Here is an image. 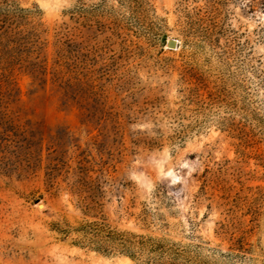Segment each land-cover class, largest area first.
Returning <instances> with one entry per match:
<instances>
[{
	"label": "rangeland",
	"instance_id": "1",
	"mask_svg": "<svg viewBox=\"0 0 264 264\" xmlns=\"http://www.w3.org/2000/svg\"><path fill=\"white\" fill-rule=\"evenodd\" d=\"M83 222L264 264V0H0V264H143Z\"/></svg>",
	"mask_w": 264,
	"mask_h": 264
},
{
	"label": "trees",
	"instance_id": "2",
	"mask_svg": "<svg viewBox=\"0 0 264 264\" xmlns=\"http://www.w3.org/2000/svg\"><path fill=\"white\" fill-rule=\"evenodd\" d=\"M53 231L64 238L70 234L80 235L81 241H75L73 243L75 246L88 248L104 255L118 253L132 260L144 259L143 264H165L167 262L176 264L180 255L174 248L167 247L152 238L119 233L103 222H83L75 229L68 224H64L63 227L55 225Z\"/></svg>",
	"mask_w": 264,
	"mask_h": 264
},
{
	"label": "water",
	"instance_id": "3",
	"mask_svg": "<svg viewBox=\"0 0 264 264\" xmlns=\"http://www.w3.org/2000/svg\"><path fill=\"white\" fill-rule=\"evenodd\" d=\"M168 48H170V49L175 48V43H174V42H169V44H168ZM37 208H38V209H42L43 206H42L41 204H39V205L37 206Z\"/></svg>",
	"mask_w": 264,
	"mask_h": 264
},
{
	"label": "bare ground",
	"instance_id": "4",
	"mask_svg": "<svg viewBox=\"0 0 264 264\" xmlns=\"http://www.w3.org/2000/svg\"><path fill=\"white\" fill-rule=\"evenodd\" d=\"M170 174H171V170H170V168H167L166 170H165V175L166 176H170ZM126 262H128V260H125Z\"/></svg>",
	"mask_w": 264,
	"mask_h": 264
}]
</instances>
